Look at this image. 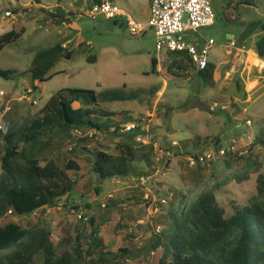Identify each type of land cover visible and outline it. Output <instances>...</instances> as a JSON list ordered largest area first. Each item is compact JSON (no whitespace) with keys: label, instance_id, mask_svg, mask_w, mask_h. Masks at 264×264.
<instances>
[{"label":"rangeland","instance_id":"obj_1","mask_svg":"<svg viewBox=\"0 0 264 264\" xmlns=\"http://www.w3.org/2000/svg\"><path fill=\"white\" fill-rule=\"evenodd\" d=\"M95 1L0 0V36L12 30L22 32L14 44L0 52V69L15 72L8 80L0 78V92L4 93L0 96L1 133L19 130L62 90L100 94L125 87L126 91H139L141 95L140 101L101 106L106 112L127 113L129 119L120 124L115 118L110 123L105 118H93L98 123L119 124L120 130L115 133L114 130L73 132L69 138L53 134L54 146L47 148L45 155H51L49 158L61 167L69 160L76 162L80 170L67 173L76 186L54 206L16 221L23 228L41 222L50 230L60 255L71 249L79 231L90 233L89 223L93 220L104 251L129 252L121 264H156L162 252L159 248L153 250L155 241L172 232L170 209L180 204L185 208L212 188L227 215L234 213V207L261 200L256 180L264 175V148H251V143L264 129V82L257 91H250L248 97L243 94L244 85L257 78L253 71L244 69L239 50L256 52L255 43L264 33L248 29L251 23L264 24V0L238 8L235 6L244 0H208L214 24L198 33L214 45L208 56L217 66L213 88L203 85L195 74L185 80L151 74V59L156 57L160 61L159 73L165 60L163 53L156 54L152 34L132 37L125 27L114 26L100 16L87 17ZM104 1H110L135 19L148 3V0H101ZM57 5L65 15L72 14L70 23L48 16L47 13H55ZM6 12L10 17L5 16ZM229 33L235 36L234 48L229 47L226 37ZM59 42L65 43L67 52H72L71 59H60L49 73L51 80L36 83L37 88L32 89L27 72L34 56ZM91 57L95 63L86 61ZM236 73L242 75L243 81ZM237 79L240 89L235 83ZM164 81L167 85L161 93ZM133 120L143 121L158 152L170 149L172 143L178 144L177 149L171 148L174 157L166 174L158 179L161 184L153 180L148 183L149 200L144 199L137 179L150 175L151 169L138 159L132 163V173L123 179L101 181L91 171L95 151L117 156V146L133 143L132 137L121 131L125 122ZM196 136L202 139L198 146L193 140ZM84 138L87 142L81 144ZM203 148L215 154L213 160L206 167H190L188 159L199 157ZM231 148L235 151L230 152ZM219 150L229 154L220 156ZM243 174L247 180L238 182L235 175ZM161 199L167 204H161Z\"/></svg>","mask_w":264,"mask_h":264},{"label":"trees","instance_id":"obj_2","mask_svg":"<svg viewBox=\"0 0 264 264\" xmlns=\"http://www.w3.org/2000/svg\"><path fill=\"white\" fill-rule=\"evenodd\" d=\"M253 1L244 0L235 8L252 6ZM100 3L101 0L94 2ZM228 5L231 6L230 3ZM47 14L52 19L58 18L68 23L72 15H65L59 7L54 14ZM112 24L124 27L117 22ZM256 29L264 33V24L249 25V32ZM21 34L12 30L1 35L0 52L14 44ZM62 44L59 42L40 50L34 56L27 72L32 89L37 88L35 83L51 80L49 73L60 59H71L72 52H67ZM255 51L257 57L264 60V36L255 43ZM164 58L163 71L158 74H163L169 80H185L195 74L203 85L214 87L217 70L214 63L210 62L204 70L196 71L187 53L166 52ZM86 61L96 62L94 57ZM156 69V59L152 58L151 74H157ZM14 75V71L0 69L1 79L8 80ZM235 83L240 89L239 80H235ZM140 100L139 91L128 92L125 87L100 94L85 90H62L53 95L19 130L0 132V264L123 263V258L128 257L129 252L122 249L116 253L104 251L103 241L98 237L99 230L94 228L93 220L89 223L90 233L79 231L71 243V249L60 255L51 240L50 230L41 222L23 228L16 220L54 206L76 186L67 173L78 172V164L69 160L61 167L49 158L51 155H45V150L54 146L53 134L54 137L58 135L69 138L73 132L108 133L111 126L115 133L120 130L119 124L129 119L126 118L127 113L106 112L100 109L101 106ZM94 117L108 119L109 123L113 118L120 122L116 126L98 123L99 120H94ZM128 122L131 121L125 123ZM193 140L196 146L202 141L199 136ZM80 142L86 143L87 139H81ZM255 147L264 148V129L254 137L251 148ZM117 148V156L95 151L91 171L99 180L128 177L132 173V163L137 159L151 169L154 160L152 145L141 146L131 142ZM41 162L44 165L41 166ZM235 179L238 182L246 181L247 175H235ZM256 191L261 200H254L243 207H234L232 215H227L225 209L219 206L214 188L201 193L185 208L180 204L170 209L168 219L172 232L168 236L161 235V239L155 241L153 250L159 248L162 252L156 264H264V175L257 177Z\"/></svg>","mask_w":264,"mask_h":264},{"label":"built area","instance_id":"obj_3","mask_svg":"<svg viewBox=\"0 0 264 264\" xmlns=\"http://www.w3.org/2000/svg\"><path fill=\"white\" fill-rule=\"evenodd\" d=\"M10 15L9 12L5 13L7 17ZM86 16L89 18L100 16L106 21L117 22L123 25L132 37H142L151 33L156 54L187 53L196 71L204 70L210 63L208 56L214 45L210 40L198 36V31L201 28L211 27L214 24V14L208 0H151L150 16L144 21L135 19L110 1H104L93 5ZM192 35L197 36L198 45L191 39ZM234 46V42L229 41V47L234 48ZM0 96L3 97L4 93L0 92ZM121 128V131L130 135L137 145H152L154 148V160L150 175H144L137 179L138 185L144 191V199L149 200L151 191L148 183L153 180L161 184L158 179L166 174L169 161L174 157L171 148L177 149L178 144L172 143L170 149L158 152L157 147L151 142L148 128L143 124V121L128 122ZM233 151H235L234 148H231L230 152ZM225 153L227 151L220 150L218 154L224 156ZM214 155L211 152H204L199 157L188 159V164L190 167H206L213 160ZM160 203L165 205L167 201L161 199Z\"/></svg>","mask_w":264,"mask_h":264},{"label":"crops","instance_id":"obj_4","mask_svg":"<svg viewBox=\"0 0 264 264\" xmlns=\"http://www.w3.org/2000/svg\"><path fill=\"white\" fill-rule=\"evenodd\" d=\"M150 2H151V0H148V3L144 7V9L138 13V16L136 18L137 20L144 21V20L149 18V16H150ZM36 6H37V4H36ZM55 7L56 8L57 7L61 8L59 5H57ZM198 36L204 38L199 33H198ZM226 37H227V39L229 41H232V40L234 41V39H235V36L233 34H230V33L226 34ZM62 45L64 47L65 43H63ZM239 52H240L239 56L241 57L240 58V62L242 61L243 65L245 66L244 69H248V70L250 69L251 71H253L255 73V75H256V78H257L256 80H252V81H250V82H248L247 84L244 85L243 94H246L247 97H248L250 95V91H257L262 86L261 85L262 82H264V60L259 59L255 52L253 53V52L245 51V50H243V51L239 50ZM155 59H156V62H157L156 71H157V75H158L159 68H160V64H159L160 61L156 57H155ZM247 62H249L248 63L249 65L247 64ZM236 76L241 78V80L243 81V79H242L243 77H242V75L240 73H236ZM35 85H36V83H35ZM166 85H167V81H164V86L160 87L161 88V90H160L161 93L164 92ZM112 130H113V128L110 129L109 131H112ZM203 152H207L206 148L201 149L200 153H203Z\"/></svg>","mask_w":264,"mask_h":264},{"label":"water","instance_id":"obj_5","mask_svg":"<svg viewBox=\"0 0 264 264\" xmlns=\"http://www.w3.org/2000/svg\"><path fill=\"white\" fill-rule=\"evenodd\" d=\"M191 39L193 40V42H194L196 45L199 44V42L197 41V36H196V35H192V36H191Z\"/></svg>","mask_w":264,"mask_h":264},{"label":"bare ground","instance_id":"obj_6","mask_svg":"<svg viewBox=\"0 0 264 264\" xmlns=\"http://www.w3.org/2000/svg\"><path fill=\"white\" fill-rule=\"evenodd\" d=\"M259 63V62H258ZM258 65V64H257Z\"/></svg>","mask_w":264,"mask_h":264}]
</instances>
